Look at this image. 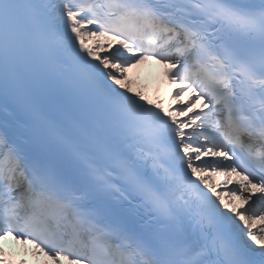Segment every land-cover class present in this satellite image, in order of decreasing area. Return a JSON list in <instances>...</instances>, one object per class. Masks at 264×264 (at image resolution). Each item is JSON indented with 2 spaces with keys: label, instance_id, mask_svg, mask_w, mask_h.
<instances>
[{
  "label": "snow or ice",
  "instance_id": "snow-or-ice-1",
  "mask_svg": "<svg viewBox=\"0 0 264 264\" xmlns=\"http://www.w3.org/2000/svg\"><path fill=\"white\" fill-rule=\"evenodd\" d=\"M149 60L174 106L133 89ZM8 237L55 264H264V0H0Z\"/></svg>",
  "mask_w": 264,
  "mask_h": 264
},
{
  "label": "bare ground",
  "instance_id": "bare-ground-1",
  "mask_svg": "<svg viewBox=\"0 0 264 264\" xmlns=\"http://www.w3.org/2000/svg\"><path fill=\"white\" fill-rule=\"evenodd\" d=\"M90 43H94V42H90ZM130 80H131V83H132V87L135 91H144L146 95L149 96L150 99H152L153 101H156V102H161L164 104V101L166 100V97H158L153 89H152V86L153 84H150L148 86H145V87H140L141 86V81L135 79L133 76L130 75ZM174 87V85H172ZM222 176V175H221ZM223 177V176H222ZM227 201H229V198L227 197L226 198ZM233 203L235 204V206L239 207L240 206V203L239 201L235 200L233 201ZM5 242H7L6 244V247L7 248H10V249H14V252H20V250L23 248L22 246H20L19 244H15L14 246H11L10 242H8L7 240H5ZM12 253H13V250H11ZM8 256V254H7ZM41 259V258H39ZM43 261L45 262H48L50 261L51 264H55V262L51 261V260H47L46 258H43ZM66 264H69L66 263Z\"/></svg>",
  "mask_w": 264,
  "mask_h": 264
}]
</instances>
